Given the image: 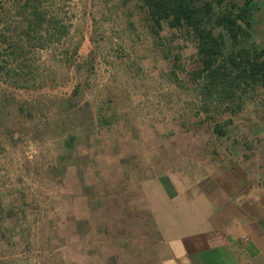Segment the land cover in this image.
Returning a JSON list of instances; mask_svg holds the SVG:
<instances>
[{
	"label": "rangeland",
	"instance_id": "obj_1",
	"mask_svg": "<svg viewBox=\"0 0 264 264\" xmlns=\"http://www.w3.org/2000/svg\"><path fill=\"white\" fill-rule=\"evenodd\" d=\"M38 7L53 36L0 44V264H141L136 245L155 229L147 217L167 173L212 174L264 201V86L215 117L230 118L218 136L171 80L173 58L195 66L192 38L166 25L153 36L136 0ZM250 31L245 45L264 48V0ZM17 65L26 68L7 70Z\"/></svg>",
	"mask_w": 264,
	"mask_h": 264
},
{
	"label": "trees",
	"instance_id": "obj_2",
	"mask_svg": "<svg viewBox=\"0 0 264 264\" xmlns=\"http://www.w3.org/2000/svg\"><path fill=\"white\" fill-rule=\"evenodd\" d=\"M40 1L0 0V44L9 40L44 42L53 36L42 28L47 17L38 7ZM136 1L145 10L153 36L158 38L160 30L166 25L194 40L195 66L185 71L181 63L173 58L171 80L194 95L193 115L199 117L198 124L211 123L215 134L225 135V124L230 118L219 121L215 117L234 114L241 107L247 92L264 86V48L245 45L251 36L255 0H242L238 6L233 2L225 5L224 0ZM23 12L27 15L23 27H12L11 18ZM64 32V27H60L53 34ZM17 46L20 53L22 47ZM17 67L11 69L10 66L7 70L22 72L26 68ZM179 72H185L186 78L179 79ZM76 141V135L71 133L62 142L70 150Z\"/></svg>",
	"mask_w": 264,
	"mask_h": 264
},
{
	"label": "crops",
	"instance_id": "obj_3",
	"mask_svg": "<svg viewBox=\"0 0 264 264\" xmlns=\"http://www.w3.org/2000/svg\"><path fill=\"white\" fill-rule=\"evenodd\" d=\"M157 184L161 197L147 217L155 229L136 245L141 264H264L260 197L249 200L212 174L172 172Z\"/></svg>",
	"mask_w": 264,
	"mask_h": 264
}]
</instances>
